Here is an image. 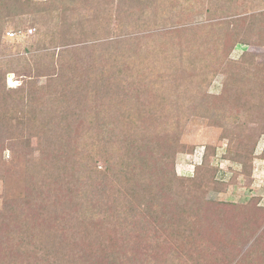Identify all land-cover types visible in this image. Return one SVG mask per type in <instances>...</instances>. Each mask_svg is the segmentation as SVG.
Returning <instances> with one entry per match:
<instances>
[{
  "label": "rangeland",
  "instance_id": "374dc122",
  "mask_svg": "<svg viewBox=\"0 0 264 264\" xmlns=\"http://www.w3.org/2000/svg\"><path fill=\"white\" fill-rule=\"evenodd\" d=\"M32 1L35 5L52 3V0ZM99 1L107 10L104 19L96 17L93 11L95 0L77 1L78 17L74 21V28L71 27L73 29H68V23L64 31L60 30L62 12L69 16L63 11L60 0H56L57 10L50 16L25 14L10 21L4 28L0 46V98L14 100L18 107L25 103L26 106H22L24 109L38 111V119L34 114L32 117L35 126L28 124L30 128L27 129L40 133L56 131L59 124L62 128L64 120L56 115L60 99H69L71 114L74 107L80 111L78 103L86 99L89 89H94L99 83L106 85L101 93L105 111L101 101L92 97L86 101L89 107L82 105L85 113L91 115L85 119L92 118L93 123L99 124L102 133H106V139H109V135H115L112 142L120 145L122 152H126L127 143L146 139L149 145L147 149H154L153 156L149 157L154 169L162 172L161 182H169L166 179L169 168L176 175L172 182L174 191L177 190L178 179L185 182L178 188L184 191V194L179 192L177 195L180 207L203 202L208 208L199 219L203 224L212 213L217 214V206L221 203L246 205L249 200L260 198V206L264 207V90L261 89L259 93L255 89V84L259 82L252 78L264 71V0H151L152 6L145 18H139V13L130 15V12H138L140 8H133L128 0H121L122 3L119 0ZM17 27L23 33L27 28H35L36 32L27 39L24 36L8 39L7 33ZM48 32L56 37L57 45H50ZM181 49V52H187V58L193 65L186 73L179 74L184 77L183 82L176 84L174 94L169 97L176 109H180L182 103L195 105L205 103L206 98L220 97L228 83L233 82V71L241 83V90L248 92V88L252 91L255 89V97L249 93L246 96H231L235 104L227 113H239L243 117L246 113L244 109L247 110L245 107L253 103H257V107L247 110L249 119L245 123L244 118L240 124H229L224 119L228 125L226 132L223 121L221 125H212L208 118L188 113L180 134V144L185 148L174 154L169 144V129L177 114L167 116V108L156 94L158 84L155 83L151 67L152 61L161 54L173 57ZM59 51H64L60 61L57 60ZM51 53H55L54 59ZM174 68L177 72L181 70L180 65ZM247 75H251V78ZM151 76H154L151 78L154 81H151ZM4 89L10 94L7 95ZM13 91L17 92V97ZM144 93H148L147 97ZM94 109L101 113L99 119L93 115ZM110 121H114L116 126L113 133L112 129L104 126L107 125L105 122ZM6 123L7 120L2 121L0 126L8 129L9 124ZM224 133L230 138L226 139ZM3 135L6 140L3 150H0V212L3 214L0 226L1 230H7L15 229L17 222L11 219L12 208L10 213V208L3 207L4 198L24 200L30 159L20 155L22 152L14 156L8 136ZM24 135L29 139L28 134ZM238 142L242 144L243 153L249 154L247 156L251 160L249 180L244 175L242 165L232 159ZM36 149V139L32 138L31 145L25 150L37 157ZM206 149L210 153L207 160L209 167L198 171L196 169L202 165ZM164 152L174 155V160H165ZM154 162L162 163L163 170L157 168ZM156 193L147 192L141 204L137 200L131 201L138 212L132 218L136 229L137 222L145 219L153 229L149 213H163L162 207H158L161 202ZM187 193L191 195L187 196ZM172 217L181 227L178 216ZM260 221L252 219L249 225L252 232L248 226V231L244 229L245 232L241 233L243 245L247 237L252 238V242L243 248V254L256 240L264 238V212L261 211ZM194 225L187 226L186 230L196 231L198 225ZM220 230L225 232V226ZM162 233L157 238L159 250L167 256L178 253L183 257L181 264L199 263L198 251L192 247L188 235L186 238L178 233L177 237L170 239V230ZM148 235L153 238L151 234ZM212 235L220 234L215 231ZM140 238V244L146 247H143L145 252L156 250L157 242L148 236ZM0 252H4V256L9 252L5 244L4 251L0 247ZM239 260L238 257L236 262Z\"/></svg>",
  "mask_w": 264,
  "mask_h": 264
},
{
  "label": "trees",
  "instance_id": "16d2710c",
  "mask_svg": "<svg viewBox=\"0 0 264 264\" xmlns=\"http://www.w3.org/2000/svg\"><path fill=\"white\" fill-rule=\"evenodd\" d=\"M77 1L60 0L63 11L69 14L67 17L65 12H62L61 31L66 29L68 23H70L68 29L74 28V21L78 17ZM119 1L122 3L121 0ZM128 1L133 8L141 9L135 13L130 12V15L136 16L139 13V18L148 16V10L152 6L151 0ZM57 3L56 0H52V3L48 5H35L32 0H0V46L3 43L4 28L10 21L25 14L50 16L57 10ZM95 5L93 11L96 17L104 19L103 15L107 11L106 8L104 9V4L95 0ZM69 19L72 20L69 21ZM12 31L23 33L20 27ZM34 33L24 37L30 38ZM48 33L46 34L51 37L50 45H57L56 37H53L56 32L53 31L52 36ZM181 51L183 49L175 52L176 55H172L173 57L161 54L152 61L151 67L156 79L155 83L158 84L156 94L160 96L164 108H167V116L177 114L170 123L172 128L169 129V144L174 154L185 148L180 144V134L188 113L208 118L212 125H221L224 119L229 121V124L231 122L240 124L244 118L245 123L249 119L246 116L247 110L255 109L257 103L245 107L247 110L244 109L246 113L243 117L239 113L228 114L227 112L235 104L231 96H246L249 93L250 96L255 97L253 93L255 89L259 93L261 89L264 90V75H262L264 71L252 77L259 83L255 84L254 91L248 88V92L241 90V83L237 81V75L233 71V82L228 83V87L224 88V94L222 93L220 97L206 98L205 103L195 105L182 103L180 109H176L169 97L174 94L176 84L183 82L184 77L179 74L186 73L193 65L187 58V52ZM63 53L64 51H59L58 61L62 59ZM50 56L54 59L55 53H51ZM177 65L181 67L179 72L174 68ZM246 77L251 78V75ZM151 81L154 80L151 79ZM105 87L106 85L102 86L99 83L94 89H89V94L85 93L88 94L86 99L78 103L80 111L74 107L71 114L69 99H60L56 106V115L64 120L62 128L59 124L56 131L40 133L34 129H27L30 128L28 124L35 126L32 117L34 114L38 119V111L24 109L22 106L25 103L20 108L16 101L6 97L0 98V125L5 120H7L6 124H9L8 129L0 126V150H3V142L6 140L3 135L5 133L8 136L12 154L17 156L22 152L20 155L30 159V172L25 182L24 200L4 198L3 207L10 208V213L12 208L11 219L14 223L17 222V226L15 229L7 230H1L0 226V247L4 251L5 244L9 250L5 256L4 252L3 254L0 252V257L3 258V260L0 259V264H32V261L33 264H181L183 257L178 253L174 252V256H167L159 250L157 238L163 234L162 232L165 233L168 230H170L168 235L170 239L177 237L178 233L186 238L188 235L192 247L198 251V264H244V262L264 264V238L251 244L244 254L243 248L252 242V238L250 240L247 237L244 245L241 238V233L245 232L244 229L248 228L252 219L256 218V222L260 221V211L264 212V207H261L259 203L261 199H251L247 204L245 203L246 205L218 204L217 214L212 213L210 218H206L204 224L201 223L199 219L208 208L203 202H193L180 207L177 195L179 192L184 194V191L178 188L185 182L178 179V191H174L172 182L176 179V175L172 168L166 170L170 172L166 175L169 182H161L162 172L154 169L150 159L154 149H147L149 145L146 139L127 143L126 152H122L120 145L116 146L112 142L115 135H109V139H106L104 136L106 133H102L99 124L93 123L92 118L85 119L91 115L85 113L86 109L82 108V105L89 107L87 102L93 97L101 101L103 108L101 93ZM4 90L7 95L10 94L9 91ZM13 92L14 96L18 95L16 91ZM91 93L94 94L91 95ZM147 95L148 93H144L145 97ZM155 99L160 100L156 97ZM94 114L99 119L101 115L99 110L94 109ZM98 119H96L97 122H99ZM226 121L222 124L225 132L228 129ZM105 123L107 125L104 126L112 129L113 133L116 129L114 121ZM24 133L28 134L29 139ZM225 137L229 139L230 135ZM32 138H35L37 142V157L33 156V152L25 150L31 145ZM241 145L238 142L232 159L242 165L244 175L249 180L251 160L247 156L249 154L243 153ZM157 146L160 148L159 145ZM209 154V150L206 149L202 165L196 170L200 171L202 168L209 167L207 162ZM163 155L165 160H174V155L172 157L165 152ZM154 164L163 170L162 163L154 162ZM149 191H157L155 195L161 202L158 207H162L163 213L161 215L157 212L149 213L154 224L153 229L146 219L137 222L138 229H136L134 226L136 223L132 221V218L136 217L138 212L131 205V201L137 200L138 204H141L140 201L144 200L145 194ZM189 195L187 193V196ZM176 215L181 222V227L172 220L174 218L172 216ZM2 217L3 214L0 212V219ZM251 217L253 218L250 219ZM239 220H242V223ZM196 222L199 223L198 226ZM190 225L197 226L196 231L188 232L186 227ZM222 226H225V232L220 230ZM249 228L252 232V227L249 226ZM210 229H212L211 232ZM215 231L220 235L213 236L212 233ZM148 234H151L154 239ZM145 236L158 243L154 247L156 250L145 252L146 247L140 244V237ZM238 257L240 260L236 262Z\"/></svg>",
  "mask_w": 264,
  "mask_h": 264
},
{
  "label": "built area",
  "instance_id": "2783aa9c",
  "mask_svg": "<svg viewBox=\"0 0 264 264\" xmlns=\"http://www.w3.org/2000/svg\"><path fill=\"white\" fill-rule=\"evenodd\" d=\"M35 31V28H28L26 33H17L14 31L8 32L7 37L8 39H19L22 36L31 35Z\"/></svg>",
  "mask_w": 264,
  "mask_h": 264
}]
</instances>
